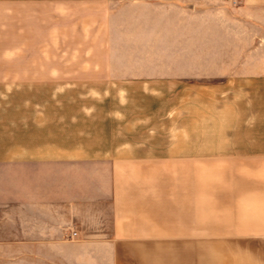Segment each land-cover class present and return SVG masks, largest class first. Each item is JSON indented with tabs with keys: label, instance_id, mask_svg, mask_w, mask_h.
Segmentation results:
<instances>
[{
	"label": "crops",
	"instance_id": "1",
	"mask_svg": "<svg viewBox=\"0 0 264 264\" xmlns=\"http://www.w3.org/2000/svg\"><path fill=\"white\" fill-rule=\"evenodd\" d=\"M15 3L31 12L30 1ZM81 3L92 48L57 74L220 78V149L175 144L162 154L158 144L125 142L99 152L58 98L23 91L31 66H9L18 75L9 77L14 95L0 98V264H32L33 249L48 264L49 251L64 259L80 246L102 249L110 264H161L162 249L196 251L169 252L175 264H264V144L252 139L260 110L264 123V48L253 45V2L133 0L118 23L107 0ZM70 229L81 239L65 240ZM129 249L158 254L121 257Z\"/></svg>",
	"mask_w": 264,
	"mask_h": 264
},
{
	"label": "rangeland",
	"instance_id": "2",
	"mask_svg": "<svg viewBox=\"0 0 264 264\" xmlns=\"http://www.w3.org/2000/svg\"><path fill=\"white\" fill-rule=\"evenodd\" d=\"M15 1L23 0H0V98L14 95V89H10L13 84H9L13 79L9 77L18 73H11L9 66L25 64L32 68V83L23 91L32 97L58 98V105L65 114H71L76 119L81 141L95 144L99 152L120 149L125 142L158 144L162 154L168 153V149L175 144H191L193 148L207 145L210 150L220 149V92L215 89L220 85V78H193L182 83L160 78L69 81L67 78L72 74H57L58 67L61 71L70 66L73 56L81 50L91 49L93 42L88 40L92 32L89 33L85 24L82 26L83 20L90 23L91 18L82 16L86 11L82 9L81 0H27L31 2V12L28 10L26 14L18 4L14 6ZM132 1L107 0L111 19L116 18V23L124 22L128 14L124 11L117 13ZM240 1L253 2L254 6L248 11L256 18L254 23L258 29L253 45L264 48V0ZM129 11L135 16L136 10ZM240 11L243 13L242 9ZM41 80L47 83H40ZM258 118L262 121L258 122L256 136L252 139L256 140V144H264L261 110ZM186 133H191V137ZM64 239L69 241L66 233ZM80 239L77 234V238L70 242ZM63 252L64 259H56L49 251L48 264H110L108 260L104 261L102 249L66 247ZM159 252L161 264H175L168 262L169 252H181L180 256L184 259L196 253L189 249H162ZM141 253L156 256L158 250L129 249L121 257L137 260ZM93 258H96V263L92 262ZM39 259V249H33L32 264H40Z\"/></svg>",
	"mask_w": 264,
	"mask_h": 264
},
{
	"label": "built area",
	"instance_id": "3",
	"mask_svg": "<svg viewBox=\"0 0 264 264\" xmlns=\"http://www.w3.org/2000/svg\"><path fill=\"white\" fill-rule=\"evenodd\" d=\"M232 2H239V0H232ZM66 238L69 241L75 240L77 238V232L73 229L68 230L66 233Z\"/></svg>",
	"mask_w": 264,
	"mask_h": 264
}]
</instances>
